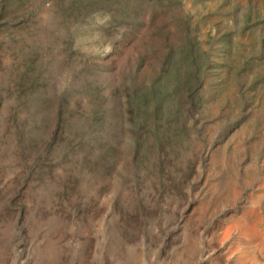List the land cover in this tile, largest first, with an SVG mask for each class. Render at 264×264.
Masks as SVG:
<instances>
[{
  "label": "rangeland",
  "instance_id": "1",
  "mask_svg": "<svg viewBox=\"0 0 264 264\" xmlns=\"http://www.w3.org/2000/svg\"><path fill=\"white\" fill-rule=\"evenodd\" d=\"M142 261L264 264V0H0V264Z\"/></svg>",
  "mask_w": 264,
  "mask_h": 264
},
{
  "label": "built area",
  "instance_id": "2",
  "mask_svg": "<svg viewBox=\"0 0 264 264\" xmlns=\"http://www.w3.org/2000/svg\"><path fill=\"white\" fill-rule=\"evenodd\" d=\"M142 264H171V261H142Z\"/></svg>",
  "mask_w": 264,
  "mask_h": 264
},
{
  "label": "bare ground",
  "instance_id": "3",
  "mask_svg": "<svg viewBox=\"0 0 264 264\" xmlns=\"http://www.w3.org/2000/svg\"><path fill=\"white\" fill-rule=\"evenodd\" d=\"M257 237V236H256ZM258 240V239H257Z\"/></svg>",
  "mask_w": 264,
  "mask_h": 264
}]
</instances>
